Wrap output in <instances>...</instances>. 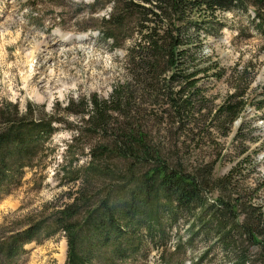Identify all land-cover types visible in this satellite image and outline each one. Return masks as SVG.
Returning <instances> with one entry per match:
<instances>
[{
    "label": "rangeland",
    "instance_id": "374dc122",
    "mask_svg": "<svg viewBox=\"0 0 264 264\" xmlns=\"http://www.w3.org/2000/svg\"><path fill=\"white\" fill-rule=\"evenodd\" d=\"M111 12L112 3L107 0H0V104L10 101L21 112L30 106L35 119L59 120L52 121V133L27 153L32 166L22 170L12 166L5 177L9 183L0 187V234L35 219L44 205L68 203L67 192L78 183L73 180L78 172L72 167L85 164L90 149L107 141L125 122L149 136L170 165L180 164L188 171L211 163L212 175L219 177L245 157L241 172L232 175L229 190L259 203L264 218V185H260L264 176V38L257 31L252 9L217 12V20L227 26L195 34L201 45L191 47L194 63L186 68L198 70L195 84L201 103L196 104L200 112L189 124L174 122L165 97L136 89L126 66L135 25L128 24L115 46L102 36L101 20ZM246 67L248 104L224 135L207 112L232 91L231 84ZM127 80L135 95L128 105V118L111 113L105 130L90 131L83 128L86 115L66 112L71 103L73 110L83 109L79 103L93 95L108 99L113 87ZM259 101L261 109L249 103ZM123 110L127 112V107ZM240 125L241 134L236 136ZM119 164L113 161L112 167ZM115 184L114 196L124 186L122 181ZM215 196L207 194L210 201ZM159 216V224L142 240V254L116 264H235L234 255L221 250L212 233L190 230L192 216L178 214L172 225L163 219L162 211ZM255 248L249 247L248 264H260ZM65 258L66 240L60 231L29 243L14 264H65Z\"/></svg>",
    "mask_w": 264,
    "mask_h": 264
},
{
    "label": "trees",
    "instance_id": "16d2710c",
    "mask_svg": "<svg viewBox=\"0 0 264 264\" xmlns=\"http://www.w3.org/2000/svg\"><path fill=\"white\" fill-rule=\"evenodd\" d=\"M107 2L112 3V12L101 20L102 36L117 46L118 37L125 34L128 24L135 25L131 28L132 45L126 53L127 69L137 83V90L166 98L169 113L178 124L193 123L200 112L195 110L196 104L201 103L195 84L198 70L186 68L194 63L191 47L201 45L195 34L200 30L210 32L216 27L222 31L227 24L217 20V12H242L251 8L257 31L264 38V0ZM246 70L247 67L239 72L231 84L232 91L222 102L207 112L209 120L216 128L222 127L224 135L242 117L248 104ZM133 92L127 80L114 86L108 99L93 95L79 103L83 109L73 110L71 103L65 110L86 115L82 119L86 130H105L111 113L128 118ZM253 102L249 103L262 108V101ZM52 121L59 120L33 118L30 106L28 111L21 112L10 101L0 104V187L9 183L5 177L12 166L16 170L32 166L26 155L41 138L52 133ZM241 130L240 125L236 136ZM88 154L85 164L69 165L72 171L78 172L73 178L78 183L67 192L68 203L51 204L49 208L44 205L35 219L26 220L13 232L0 234V262L14 264L27 244L38 243L61 231L66 240L65 264H116L136 253L142 254V240L159 224L162 211L163 219L170 225L177 223L178 214L192 216L190 230L202 235L212 233L219 248L234 255L235 264H248L249 247L253 246L259 263L264 264L262 206L250 197L229 190L232 175L241 172L245 157L219 177L212 175L211 163L188 171L180 164L170 165L150 137L129 122L117 128L107 141L93 146ZM113 161H119V166L112 167ZM120 181L124 186L114 196L112 185ZM260 185H264V176ZM210 193L216 194L212 201L207 198Z\"/></svg>",
    "mask_w": 264,
    "mask_h": 264
}]
</instances>
